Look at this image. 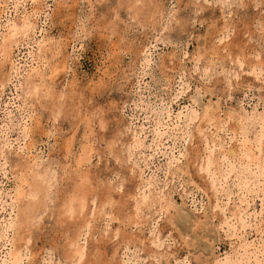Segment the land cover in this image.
Masks as SVG:
<instances>
[{
  "label": "rangeland",
  "instance_id": "obj_1",
  "mask_svg": "<svg viewBox=\"0 0 264 264\" xmlns=\"http://www.w3.org/2000/svg\"><path fill=\"white\" fill-rule=\"evenodd\" d=\"M24 17L30 29L6 58L0 56V226L9 211L1 207L6 193L21 176L14 175L17 165L36 156L40 167L52 166L57 181L32 228L28 254L17 264H72L60 249L72 235L71 223L58 224L50 212L55 193L74 182L73 154L90 144L92 158L84 168L95 185V205L108 190L104 212L119 218L101 215L90 223L83 262L96 246L102 253L96 264H212L236 243L231 230L244 243L257 240L256 231L264 230L260 184H250L254 192L245 194L235 182L236 166L220 178L223 185L215 171L211 188L194 159L203 152L196 127L205 107L220 119L264 107V0H0V40L7 24ZM42 42L51 51L39 62L34 51ZM258 61L260 74L253 66ZM34 69L52 91L23 103L18 84ZM61 92L65 100L55 97ZM192 111L198 118L190 123L185 116ZM204 132L216 140L218 165L212 167H219L221 152L240 136L214 134L213 127ZM69 145L72 154L65 152ZM141 191L159 194L169 205L142 208L132 225L127 215ZM232 212L244 218L240 228ZM118 230L130 236L129 244L112 237ZM9 234L0 237V264Z\"/></svg>",
  "mask_w": 264,
  "mask_h": 264
},
{
  "label": "bare ground",
  "instance_id": "obj_2",
  "mask_svg": "<svg viewBox=\"0 0 264 264\" xmlns=\"http://www.w3.org/2000/svg\"><path fill=\"white\" fill-rule=\"evenodd\" d=\"M18 20L19 21L16 20V22L13 21L12 23L7 24L5 27L6 30L4 34L1 35L0 56L4 58H6V56L8 55L11 46L13 44H16L17 37L23 36L27 32V30L30 29L28 24L29 21L27 17ZM49 46L50 45H47L45 42L37 43V47L34 52L36 53V58H38L39 62L43 60L44 54L46 52L51 51ZM207 51L208 50H206V52ZM54 56L55 55L52 53L51 58H54ZM253 66L255 68H259L258 73L260 74L261 68L263 67V63L261 61H258L257 64ZM0 69H2V61H0ZM50 69L54 70L53 66ZM44 79H45L44 73L34 69L30 74L28 73V75L25 77V79L22 82L18 84V88L20 90L19 96L21 97V99L24 100L23 103L24 102L26 103L28 97L33 96L32 98H37L39 100L40 97H43L48 93H51L52 89L50 90L49 85L45 83ZM2 84H3V80L0 81V86ZM55 97L57 99L65 100L66 95L61 92V94L57 93ZM200 115L201 116L198 118L196 112L192 111L185 116V120L187 122L191 123L195 118H198V121L202 123V125L199 124L196 127L197 131L201 134L200 142L203 150V152L200 153L201 155L198 154L197 158L194 159V161H197V170L199 172H202L205 175V177L211 179L208 183L212 188V186H214V182L216 181V178L214 177L217 172H218L217 175L219 176L217 178L220 181V183L223 185L224 182L222 180H225L228 174L233 169H236L234 167L238 166L239 170L235 174V182L238 183L237 185H239V189L244 191L245 194L251 192L253 193L254 190L250 188L251 186L250 184L254 185V188H258L257 186L260 184L261 187L259 186L260 189L258 190L261 197L260 201L261 203H264V107L260 112H252L251 115L249 113L248 114L249 116L244 115V113H242L241 110L236 113L235 112L225 113L224 119H220L218 114L214 110H210V108L207 106L202 110V113ZM229 121H233V122L229 126H226V124ZM90 122L91 121L88 118L86 120V123L89 129L91 130L92 127L90 126ZM156 126L157 124H155V127ZM210 127L214 128L215 130L214 134L217 133V131L219 130H224L226 132L229 131L230 134H233L234 135L233 137L240 136L238 143L236 145L228 148V150H226L225 152H221L220 154L221 164L219 165V167L215 166V168L212 166L217 164L216 163L217 158L213 156L212 151H213V147H215L216 140H213V137H211L212 135L206 134L204 132V129ZM250 127L253 128L251 130L252 135L250 138H247V131L248 129H250ZM24 133L25 130L23 132V136ZM187 135H188V140H190L194 136L192 131H189ZM207 135H209L210 138H207ZM90 145L91 146L89 147L88 146L81 147L79 152L73 154L72 161L74 167L72 170H70V174H72L74 182H72L71 187H69V189L63 192L59 191L55 193L54 197L57 201L56 204L53 203L54 206L52 211L50 212L52 215L55 216V218H57L56 222L58 224L60 223L62 224L63 222L71 223L70 225L72 226V230H73L72 235H69L68 237V235L66 234L68 233L69 230L67 229L64 230L63 233L64 235H66L67 239L64 240V243L62 244L60 249L63 255L62 256L63 259L70 261V263L72 264H86V262H91V264H96L98 258L102 253L100 252V249L95 245H93V247L95 246V250L93 249L94 252L92 254H89V256H91L92 258L88 259L87 257L83 262V259L86 256L85 252L87 247L84 237L85 234L86 233L88 234L89 232L88 231L90 229L89 225L92 221H95L96 219L100 218L101 215L102 216L105 215V217L109 216L110 219L119 218L116 215L110 216V212L109 213L104 212L105 207L103 204L104 203L108 204L111 201V197L109 196L108 190H105V192L101 194L102 199H100L98 204L95 205V199L97 197L96 192H94L95 190H93V187L95 185H93V182L88 174V171L84 168L87 162H89V160L92 158L93 148H92V144ZM65 148H66L65 150L66 154L73 153L70 145ZM122 151L127 152L128 148L125 149L122 148L120 152ZM114 152L115 151H113V153ZM27 159H28L27 161L28 163L26 164L22 163L21 165H17L19 172L18 174L15 173L14 175L16 176L21 175V176H19V179L17 180L16 184L13 185V187L11 188L9 187L11 190L7 191L8 193H6V197L8 198L7 204L1 202L2 203L1 207L2 208L4 207V209L8 207L9 211L6 217H3V219L1 220L2 221L1 223L3 224L0 227H2L3 232L1 231L2 233H0V237L4 236L5 233L8 231L12 232V235L10 236L9 234V238L6 237V240L4 241L5 244L6 243L8 244V247H6L8 249H6V251L4 252V256L1 260L3 264H7V262L10 264H17V262L22 260L23 256L28 254L23 252L28 251L27 242L29 241L31 237V233L33 232L32 228L36 227V225L39 224L42 218V214L46 212L47 203L51 200V195H53L52 187L57 181V177L52 171V166L50 167V165H48V166L40 167L41 164L39 163L36 156L28 157ZM23 169H25V171H23ZM64 169L65 168L63 167L62 174L66 170ZM220 178H222V180ZM258 191L254 193L255 196L258 195ZM168 203L169 202L165 201L164 197L160 196L159 194H155V196H153L152 194V196H150V192L146 193L144 191H141L139 196L135 197L134 199V203L132 206L133 211L131 215L130 214L127 215L126 213L127 222H129V224L133 223L134 225L135 223H138L137 222L138 214L144 207L150 208L157 206L158 209L157 211H162L167 209L168 207L167 205H169ZM237 207L238 206H236V208ZM231 216L233 217V220H235L236 223L239 224L238 228H240L242 223L244 222L243 221L244 218L241 219L242 217H240L239 212L237 213L232 212ZM124 218H126V216ZM222 221L223 220L221 219V222ZM20 231H24V232L21 233ZM232 231L233 230H231L230 234L236 237L235 240L236 243H234V246L230 248V252L226 253V255L222 260H215V261L213 260L212 264H264V235H261L264 233V230L258 229L256 231L259 237L252 244L244 243L242 240L243 238L237 236ZM119 232L120 230L113 232L112 237L120 236L121 242L123 244H129L130 242L128 243L127 240H129L130 236L127 234H119ZM3 233L4 235H2ZM100 243H102V241ZM50 258L51 257L45 259L46 261L48 260L47 263H50ZM181 264H185V263L182 262Z\"/></svg>",
  "mask_w": 264,
  "mask_h": 264
}]
</instances>
